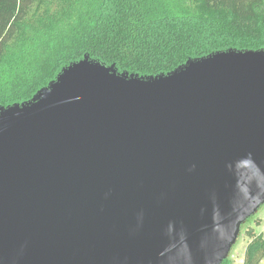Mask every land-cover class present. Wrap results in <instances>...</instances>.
<instances>
[{
  "label": "water",
  "instance_id": "1",
  "mask_svg": "<svg viewBox=\"0 0 264 264\" xmlns=\"http://www.w3.org/2000/svg\"><path fill=\"white\" fill-rule=\"evenodd\" d=\"M263 205L264 50L0 106V264H224Z\"/></svg>",
  "mask_w": 264,
  "mask_h": 264
},
{
  "label": "trees",
  "instance_id": "2",
  "mask_svg": "<svg viewBox=\"0 0 264 264\" xmlns=\"http://www.w3.org/2000/svg\"><path fill=\"white\" fill-rule=\"evenodd\" d=\"M227 50H264V0H0V106L30 101L86 57L155 77ZM244 234L243 264H263V234Z\"/></svg>",
  "mask_w": 264,
  "mask_h": 264
},
{
  "label": "rangeland",
  "instance_id": "3",
  "mask_svg": "<svg viewBox=\"0 0 264 264\" xmlns=\"http://www.w3.org/2000/svg\"><path fill=\"white\" fill-rule=\"evenodd\" d=\"M255 220H261L262 221L261 226L256 227L253 224ZM249 227H254L257 231L261 232L264 238V205L260 208V210L256 215L250 218L247 221V223L242 226L241 236L239 237V240L237 244L234 246L230 255L231 264H243L244 262L245 250L247 244L250 242V239L244 233L245 230Z\"/></svg>",
  "mask_w": 264,
  "mask_h": 264
}]
</instances>
